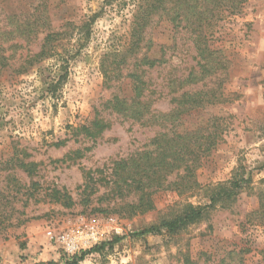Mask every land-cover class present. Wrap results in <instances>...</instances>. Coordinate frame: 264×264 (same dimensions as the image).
Returning a JSON list of instances; mask_svg holds the SVG:
<instances>
[{"label":"rangeland","instance_id":"obj_1","mask_svg":"<svg viewBox=\"0 0 264 264\" xmlns=\"http://www.w3.org/2000/svg\"><path fill=\"white\" fill-rule=\"evenodd\" d=\"M132 2L0 0V61L9 63L0 66V264H36L30 249L59 254L48 260L60 261L52 236L79 215L118 219V232L105 235L82 264H264V0H193L204 13V37L166 17L151 28L149 54L164 52L166 61L146 74L149 112L140 119L105 104L114 94L133 96L128 70L107 85L101 69L128 39ZM48 34H58L54 53L40 57ZM196 43L222 51L223 101L164 121L176 94L170 77L199 68ZM62 58L68 76L53 95ZM96 116L105 127L91 125ZM215 116L225 132L196 170L195 187L146 184L152 191L141 200L135 173L158 169L145 165L159 154L155 139L212 124ZM169 170L168 181L184 173ZM210 203L178 232L159 229L188 205Z\"/></svg>","mask_w":264,"mask_h":264},{"label":"trees","instance_id":"obj_2","mask_svg":"<svg viewBox=\"0 0 264 264\" xmlns=\"http://www.w3.org/2000/svg\"><path fill=\"white\" fill-rule=\"evenodd\" d=\"M133 1L128 39L122 49L114 50L106 55L102 60L101 69L107 85L114 80L120 79V76L123 75V69L128 70L126 77H130L132 80L133 96L121 97L118 94H114L105 104L107 109H112L115 113L126 117L129 116L134 119H140L149 112V103L145 95V91L149 87L146 74L149 69L161 65L166 61L164 52L159 57H152L149 54L154 46V42L150 37L151 28L166 17L174 24V28L184 25L190 33H194L197 31L194 29H198L199 33H197V37H204L205 17L204 13L198 8V5L193 3V0ZM203 11L205 12V9H203ZM98 15H100V12H98V14L96 13L94 17ZM56 35L58 34H48L46 36L45 44L38 54L40 57L53 55L54 46L51 41L56 39ZM197 50L198 52L200 51L201 56L200 61H198V70L195 71L193 69L183 77H170V86L176 94L171 98L173 108L169 113L162 115L164 121L179 120L183 115L191 111L217 105L223 101L222 97L224 93L221 91V88L226 78L218 76V73L223 69V74L226 75L228 65L225 64L226 61L223 62L222 58L218 59L222 51L210 48L207 45H199L197 46ZM110 56L115 60L109 61L107 58ZM1 58L0 66H9L6 58ZM68 61V59L62 58L61 74L49 86L53 95H55L57 87L67 79ZM113 63L116 65L115 68L111 67ZM26 69L25 67L19 69V71L21 72ZM212 76H216L217 78L215 85L205 87L208 84L207 80ZM200 83L203 84L201 89H189ZM212 120V124L197 127L194 130L185 132L172 130L170 133L163 132L162 137L155 139V141H160L159 154L152 162L149 164L145 163V165L147 167L158 165V169L146 171L142 173V175L137 172L135 173L136 176L138 175V178L135 177L134 181L138 183L139 190L142 193L141 200H143L145 196L151 194L152 191L144 189V185L146 184L149 186H156L157 188L176 187L179 189L181 186L189 188L195 187L197 184L194 179L196 170L201 166L203 159L220 143L225 132V127L220 123V117L215 116ZM103 121L104 118L96 116L91 121V125L94 127H105L106 124H103ZM85 128L88 133H91L88 127ZM144 154L151 155L150 152H144ZM18 165L22 168L27 167L24 162H19ZM170 168H182L184 173L178 176L176 180L168 181ZM26 169L27 171L29 170V168ZM233 185L236 189L240 188V181H235ZM219 194L226 198L231 197L228 190H222ZM211 199L213 200V198ZM212 205L213 203L195 207L188 205L181 215L172 220L164 221L159 229L164 228L170 233L178 232L199 220L206 209L210 208ZM152 229L153 228L146 229L142 231V233L151 231ZM101 243L73 255L67 254L62 249L59 258L60 261H39L36 262V264H82V261L88 253L96 251L104 245V243L102 245Z\"/></svg>","mask_w":264,"mask_h":264},{"label":"built area","instance_id":"obj_3","mask_svg":"<svg viewBox=\"0 0 264 264\" xmlns=\"http://www.w3.org/2000/svg\"><path fill=\"white\" fill-rule=\"evenodd\" d=\"M118 219L114 216H77L57 235L52 236L56 244L67 254L73 255L99 244L105 235L118 232Z\"/></svg>","mask_w":264,"mask_h":264},{"label":"crops","instance_id":"obj_4","mask_svg":"<svg viewBox=\"0 0 264 264\" xmlns=\"http://www.w3.org/2000/svg\"><path fill=\"white\" fill-rule=\"evenodd\" d=\"M8 249H9V246H5L4 251H7ZM30 254H31L30 259L34 262L41 261V260L46 261L48 259H57V256L59 257V254L53 256V254H51L48 251H43L39 253V252H35V250L33 249H30Z\"/></svg>","mask_w":264,"mask_h":264}]
</instances>
